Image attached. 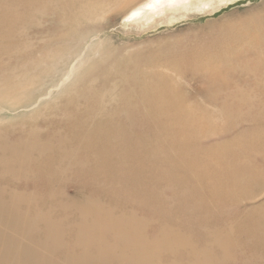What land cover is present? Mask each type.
<instances>
[{"label": "rangeland", "instance_id": "obj_1", "mask_svg": "<svg viewBox=\"0 0 264 264\" xmlns=\"http://www.w3.org/2000/svg\"><path fill=\"white\" fill-rule=\"evenodd\" d=\"M79 1L53 0L50 3L51 5L47 6L48 9L44 11V13L47 11V15L38 23L39 28L31 30L27 34V44L24 46H19L15 49L14 46L18 45L17 42H1L0 59L2 56L4 57L1 59L2 61L0 60V82L7 77L4 72H11L13 68H16L17 70H14L17 72L22 67V64L25 66L32 57H36L38 55V47L43 46L42 42L56 40L66 35L69 29L75 27L79 30V33H93L89 43L98 44L99 47L96 54L101 56V61L96 59L100 64L96 70L108 79V85H112L117 93L113 109H117L119 112L128 110V114L131 112H140L142 114L147 105L145 106L144 101H141L144 98L141 86L157 84L161 81L159 79L162 78L170 79L174 81L171 88L174 86L175 90V88L179 87L176 91V97L179 96V98L185 100L184 105L180 106L186 107L188 104V106L192 107L194 109V119L199 121L201 125H208L210 122L219 124L221 129L218 130H225L223 138L222 140L220 138L214 139L209 137L212 132H208L203 135L205 137L202 140L200 138L193 140L189 136L186 142H182V133L163 129L158 125L160 116H152L153 126L150 133L144 132L137 122L135 126L130 128V133L135 134L138 140L135 148H138L137 155L139 158L135 167H131V163L128 162L132 173L124 176L107 174L94 180L80 169L83 164L85 165L84 162L87 159V166H93L94 164L92 158L87 155V152L80 145L81 140L86 139V135H78L72 132V129H63L60 132L57 131L59 132L58 137L52 144L55 147L67 149L66 155H69V157L65 155L64 159L60 158L59 161L61 163L58 161L57 167L62 169H60V175L53 180V189L41 188V180L37 178L31 179L32 176H28V174L35 171L34 166L30 167V171L26 167L25 163H29L28 157H21L20 155L15 157V154L11 152L5 153V156L0 158L2 163L5 162V164L0 162V175L6 176L4 177L5 179L0 176V264H138L139 260L143 264H148L147 262L151 264L152 261V263L169 264L172 260L173 264H175V261L179 264H236V261L238 262L237 264H241V262L242 264H264V260H262L264 259V244L260 245L256 240L261 234H264V225L260 221L264 213V0H186V3L184 2L181 7L169 8L146 23L140 18L132 19V21H128L125 18L126 14L130 13L135 5L144 0L133 2V4L122 10L117 9L113 12H107L102 17L92 19L91 22L86 20L85 17L82 18L81 10L74 6ZM72 15L77 16V19L73 22L69 21V17L71 18ZM59 19H61V22L66 20L67 24H61ZM89 22L92 24H89ZM100 22L101 25H99ZM93 23L98 24L94 25ZM81 27L83 28L82 30ZM88 27H91L90 30H88ZM50 36L54 37L51 38ZM28 45L31 48L29 50L32 56L27 58L25 57V48H29ZM84 58L85 55L83 53L76 58L77 60L75 59V65L82 63ZM109 65L113 67L111 70ZM25 74L30 75V72L26 71ZM75 87L77 89L74 88L75 91L71 92V95L57 96L56 98L59 97L57 101L65 102L64 100L70 98L71 106L75 104L78 106V102L82 99L85 97L93 98L94 93H97L94 89H92L94 90L93 92H85L80 86L76 85ZM110 87L105 88V92L101 93L108 94ZM60 89L55 92H60ZM124 93L127 96L123 95L124 97H122L121 95ZM108 99L111 98L108 97L106 100ZM39 108L28 111L25 114L26 117L23 115L12 117L9 111L4 112L0 108L2 111H0V127H22L29 117L36 116L41 111L45 112L49 105L40 106ZM107 108L109 107L107 106ZM214 108L217 110H213ZM171 111L178 112L177 105L171 104ZM219 112L223 113L222 117ZM141 121L144 122V119L141 118ZM208 127L206 126L207 129H210ZM258 130L261 132H258ZM192 135L195 136V133ZM250 135H253L254 138H252L253 136L250 137ZM239 136L241 137L239 138ZM20 139L21 137L19 136L9 138L6 140L8 143L5 142L8 145H4L9 147V144H11L16 148ZM228 139L232 140L231 144ZM240 142L242 143L241 146H244L246 150H242L243 147H239ZM12 146L9 148H13ZM70 148H73V151ZM219 154H223L228 161H237L234 163L235 167H240L243 163H251L249 165L252 170L256 169L259 172L260 175L254 172L259 176L260 182L250 190L252 195L250 199L246 198L245 193L238 192L237 186L226 179L228 175L227 168L222 169L214 158L215 155ZM143 156H146L144 159L149 158L147 163L151 162L152 158V163L146 164L142 159ZM4 159L8 160L5 161ZM9 161L14 162L10 163ZM16 161L17 163H15ZM76 161H79V163ZM81 161H83L82 164H80ZM69 163L70 165H75L71 167L70 165L68 166ZM76 164L79 165L76 166ZM146 165L151 171L144 169ZM69 167H71L72 171ZM5 168L9 171L8 174L7 171H4ZM68 169L71 173L68 172ZM63 170L66 174H64ZM25 171L27 174L23 173ZM19 175L21 178L23 175V178L21 179ZM66 175L67 177H65ZM69 176L70 179L72 176L71 180ZM156 177L159 178L158 181ZM18 178L19 180H17ZM5 185L6 187H4ZM172 185H174L173 188H171ZM186 185L188 186V191H186ZM17 186H22V189ZM1 187L3 188L1 189ZM7 187L9 189H6ZM33 188L37 190V193H34L35 190ZM61 188L65 189V192ZM159 190H161V194ZM119 191L121 192L120 195ZM19 192L23 194L21 195ZM54 193L59 194V196ZM66 193L67 196L64 195ZM130 193H132L131 197H129ZM174 193L178 194L176 198H173L175 203L173 200L171 201L175 195ZM166 196H169L170 200ZM53 197L57 198L54 199ZM93 200L99 201L93 202ZM145 202L148 203L146 204ZM153 202L159 206V209L155 207ZM67 203L69 204L67 205ZM141 203L145 205L143 206ZM70 204L73 205L71 206ZM126 204L129 210L126 208ZM87 205L92 208L86 207ZM60 206H63V209L66 210L62 211ZM78 207L80 212H78ZM34 208L35 211L37 210L36 214ZM52 208L54 211L51 213ZM164 208L169 210H164ZM7 210L8 213L10 212L9 214ZM156 210L160 215L155 212ZM39 211L42 212L40 213ZM130 211H132V214ZM168 212L173 215V219ZM162 214H167L168 216H163ZM41 215H45V217H41ZM93 215L94 217H92ZM52 216L53 218L56 217V219H52ZM71 216L73 221H71ZM87 218H91V221ZM75 219L79 220L76 221ZM135 224L137 225L135 226ZM130 226L132 227L130 228ZM230 229L232 233L229 234ZM55 230L56 233L52 234ZM72 230L74 231L73 235ZM183 238L185 240H182ZM148 241L151 243L148 244ZM230 241L231 243H227ZM214 243H220V246ZM51 244L53 245L51 246ZM120 244L122 245L120 246ZM152 244L158 246L157 248L155 247L157 251H152L159 253L153 254L149 249V245L152 246ZM163 244L166 246H163ZM31 245L33 248L30 249ZM142 246H148V248ZM212 246L213 252L211 251ZM18 247L25 251L23 250L22 252ZM222 247L229 248L225 251V248L223 249ZM160 248L163 250L162 252H160ZM137 249H140V251ZM170 249H173V251ZM201 251H204V253ZM207 251L212 255L217 252V255L213 256L214 259L211 256V259L210 253L206 254ZM149 252H152L155 257L152 254H147ZM224 252H227V255L229 254L228 258L232 253L237 257L234 259L235 256L232 254L229 260L225 255V259L222 254ZM192 253H195L197 258ZM142 254L145 255L144 258L148 257L146 262V259L142 258L143 256L141 257ZM150 256L152 257L150 258ZM156 256L159 260L156 259ZM208 257L210 258L207 259ZM232 257L233 260L231 259ZM149 258L152 261H149ZM134 259H137V261H134ZM199 259L202 261L201 263H199ZM219 259L220 262H218Z\"/></svg>", "mask_w": 264, "mask_h": 264}, {"label": "bare ground", "instance_id": "obj_2", "mask_svg": "<svg viewBox=\"0 0 264 264\" xmlns=\"http://www.w3.org/2000/svg\"><path fill=\"white\" fill-rule=\"evenodd\" d=\"M53 0H0V44L1 42H17L18 45L14 46L15 49L16 47L19 46H24L27 44V34L36 28H39V22L42 20L43 17L47 15V11L44 13L45 10H47V6L51 5ZM138 0H80L77 4H74L78 9L81 11V17H85L86 20H91L95 19L97 17H102L104 16L107 12H113L116 11L117 9H124L128 5L133 4V2H136ZM186 0H144L141 1V3H138L135 5V7L130 11V13H127L125 18H127L128 21H132V19H137L140 18V20L147 21L153 19L154 17L164 13V11L168 10L169 8H175V7H181L183 3ZM72 2V1H71ZM186 3V2H185ZM54 4H56L54 2ZM90 6H95V7H90ZM56 8V7H55ZM44 9V10H43ZM54 9V8H53ZM90 9V11H89ZM93 9V10H91ZM177 9V8H176ZM76 12V11H75ZM53 15V14H52ZM77 16L72 15L71 18L69 17V21L73 22L76 20ZM124 17V16H123ZM64 19V18H63ZM99 20V19H98ZM134 21V20H133ZM59 22L61 24H67L66 20L59 19ZM89 24H92L90 23ZM142 22V21H141ZM151 22V21H150ZM95 23V22H94ZM93 23V24H94ZM99 23V22H98ZM96 23V24H98ZM94 24V25H96ZM43 25V23H42ZM101 25V22L100 24ZM91 26V25H90ZM93 26V25H92ZM95 27V26H93ZM61 28V27H60ZM86 28V27H85ZM89 28V27H88ZM91 28V27H90ZM90 28L88 30H90ZM98 28V27H97ZM59 29V28H58ZM80 29V28H79ZM83 28L81 27V30ZM93 29V28H92ZM95 29V28H94ZM99 29V28H98ZM102 29V28H101ZM85 30V29H84ZM58 31V30H57ZM83 32V31H82ZM33 35V34H32ZM39 35V34H38ZM30 36V35H28ZM37 36V35H36ZM45 36V34H44ZM60 36V35H59ZM93 36L92 32H87L85 34L79 33V30L76 29L75 27H72V29H69L68 33L62 37L57 38L56 40H49L48 42H42L43 46L38 47V55L36 57H32L27 65L19 68L17 72H15L13 68V71H7L4 72L7 77H2L4 78V81L0 82V108L4 111L7 112L9 111L12 117L14 116H19L23 115L24 117L25 114L32 110V109H40V106L44 105H49V108H46L45 112L41 111L36 116H31L28 118L27 122L24 124L22 127H17L14 128V126L10 127H0V158L1 156H5V153L11 152L12 154H15V157L17 155L25 156L28 157L29 163H25L26 167L29 168L34 166L35 171L31 172V179L37 178L38 180L42 181L41 188L47 189V188H52L53 189V180L57 178L60 174V168L57 167L58 161L60 158H65V155L67 153V149H62L60 147H55L52 142L57 139L58 133L62 131L63 129L67 130H73L72 132L78 134V135H86V139H82L80 142L81 147L87 152V155L92 158V162L94 163L93 166H87V161H85V165L83 164L80 168L82 171H84V174L88 175L89 177H92L94 180H96L100 176H104L107 174H114V175H119V176H124L127 174L132 173V170L129 169L128 162L131 163V167H135L137 164V160H139L138 155H137V150L138 148H135V145L137 144L138 140L135 137V134L130 133V128L131 126H135L136 122L138 126L146 133H150L152 130L153 126V118L152 116H160V120L158 122V125L162 127L165 130H168L170 132L176 131L180 132L183 135L182 142H186L188 137L191 136L193 140H198L199 138L202 140L203 136L205 133L207 134L208 132H212V135L209 137L212 138H220L222 140L224 131L223 130H218L221 129L219 124L210 122L208 125H201L199 121L194 119V109L190 106L183 107L180 105H184L185 100L182 98L176 97V91L179 89V87L171 88L172 84L174 81L170 79H159L161 80L157 84H148V86L142 85L141 89L144 92V98L141 101H144V105H147V110L146 108L144 109L143 113L141 114L140 112L138 113H133L131 112L128 114V110L125 112H119L117 109H113L114 107V101H115V96H117L114 88L112 85H108V82L103 74L98 73V66L100 65L98 61H101V56L99 54H96L97 48L99 47L97 43L90 44L89 41L91 37ZM32 37V36H31ZM30 37V38H31ZM51 37V36H50ZM49 37V38H50ZM54 37V36H53ZM51 37V38H53ZM95 37V36H94ZM93 37V38H94ZM36 38V37H35ZM47 38V37H45ZM48 38V39H49ZM99 38V37H98ZM32 39V38H31ZM42 40V39H41ZM46 40V39H45ZM32 42V41H31ZM39 42V41H38ZM245 42V41H244ZM41 43V42H40ZM243 43V42H242ZM34 44V43H33ZM38 44V43H37ZM245 44V43H244ZM9 45V44H8ZM36 45V43H35ZM100 45V44H99ZM240 45V43H239ZM37 46V45H36ZM236 46V45H235ZM250 46V45H249ZM29 48H25V57L32 56L31 52L29 49L30 46L28 45ZM239 47V46H238ZM237 47V48H238ZM1 48V47H0ZM24 48V47H23ZM22 48V50H23ZM34 48V47H33ZM20 50V49H19ZM21 50V51H22ZM262 50V49H261ZM19 51V52H21ZM263 51V50H262ZM13 52V51H12ZM18 52V51H17ZM24 52V51H22ZM246 52V51H245ZM84 53L85 58L82 63H79L75 65V59L79 56H81ZM104 53V52H103ZM236 53V52H235ZM96 54V55H95ZM18 55V54H17ZM106 55V54H105ZM236 55V54H235ZM104 57V55H102ZM107 56V55H106ZM4 56H2L3 58ZM83 57V56H82ZM1 58V59H2ZM0 59V60H1ZM98 59V61L96 60ZM77 60V59H76ZM151 60V59H150ZM2 61V60H1ZM8 63V62H7ZM154 63V62H153ZM5 64V63H4ZM113 64V63H112ZM114 65V64H113ZM111 68H113L111 65ZM173 67V66H172ZM197 67V66H196ZM205 67V66H204ZM207 67V66H206ZM200 68V67H199ZM152 69V68H151ZM180 69V68H179ZM198 69V68H197ZM202 69V68H201ZM207 69V68H206ZM213 69V68H211ZM230 69V68H229ZM6 70V68H5ZM17 70V69H16ZM109 70V71H110ZM30 72V75H26L25 72ZM150 71V70H148ZM177 71V70H176ZM181 71V70H180ZM179 72V71H178ZM107 73V72H106ZM153 73V72H152ZM182 73V72H181ZM213 73V72H212ZM196 74V73H195ZM198 74V73H197ZM200 74V73H199ZM181 75V74H180ZM206 75V74H205ZM208 75V74H207ZM87 78H86V77ZM201 77V76H200ZM177 78V77H176ZM2 79V78H1ZM119 79V78H118ZM178 79V78H177ZM180 79V78H179ZM116 80V79H115ZM4 82V83H3ZM179 82V81H178ZM114 83V82H113ZM216 84V83H215ZM248 84V83H247ZM252 84V83H251ZM80 86L81 89H83L85 92H93L94 90L97 93H94L93 98L85 97L82 99L80 102H78V106L72 105L71 106V99L68 98L64 100L65 102H59L57 101L58 98L57 96H65L70 94L71 92L75 91L74 88L77 89L75 86ZM176 85V84H174ZM111 86V87H110ZM214 86V85H213ZM110 87V92L108 94H103L105 91V88ZM215 87V86H214ZM235 87V86H234ZM61 88V89H60ZM57 89H60V92L56 93L55 91ZM94 89V90H92ZM213 89V88H212ZM219 89V88H218ZM129 90V89H128ZM237 90V89H235ZM104 91V92H103ZM130 91V90H129ZM103 92V93H101ZM152 92V93H150ZM216 92V91H215ZM214 92V93H215ZM227 92V91H225ZM212 93V92H211ZM78 96V94H76ZM127 96L126 93L122 94L121 96ZM215 95V94H214ZM221 95V94H220ZM224 95V94H223ZM230 96V95H229ZM68 97V96H67ZM66 97V98H67ZM111 98L106 100L107 98ZM223 97V96H222ZM226 97V96H225ZM80 98V97H79ZM221 98V97H220ZM229 98V97H227ZM46 99V100H44ZM61 99V98H60ZM230 99V98H229ZM201 100V99H200ZM33 101V102H32ZM49 101V104H48ZM55 103H51V102ZM61 101V100H60ZM222 101V99H221ZM32 102V103H30ZM77 102V101H76ZM183 102V103H181ZM171 104L177 105V110L178 112H172L171 111ZM191 104V103H190ZM107 106L109 108H107ZM144 107V106H143ZM211 107V106H210ZM108 109V110H107ZM113 109V110H111ZM214 108L213 110H215ZM217 110V109H216ZM215 110V111H216ZM1 111V110H0ZM221 111V110H220ZM2 112V111H1ZM35 112V111H33ZM24 113V114H23ZM167 113V114H166ZM218 113V112H217ZM220 113V112H219ZM166 114V115H165ZM221 114V113H220ZM223 114V113H222ZM221 114V117H222ZM32 115V113H31ZM196 115V114H195ZM216 115V114H215ZM199 116V115H198ZM218 117V116H217ZM141 118L144 119V122L141 121ZM163 118V119H162ZM178 119V120H177ZM215 119V118H214ZM223 119V118H222ZM203 120V119H202ZM217 120V119H216ZM221 120V119H220ZM227 120V118H226ZM224 121V120H223ZM185 122V123H181ZM179 123V124H178ZM222 123V121H221ZM220 123V124H221ZM224 124V123H223ZM222 125V124H221ZM249 125V124H248ZM247 125V126H248ZM206 126L210 129H207ZM219 127V128H218ZM246 127V126H245ZM253 127V125H252ZM13 128V129H11ZM258 128V126H257ZM260 128V127H259ZM262 129V128H261ZM208 130V131H206ZM264 130V129H263ZM59 131V132H57ZM239 131V130H238ZM260 130H258L259 132ZM53 132V133H51ZM56 132V133H55ZM261 132V131H260ZM264 132V131H263ZM133 133V132H132ZM195 133V136L192 134ZM257 133V132H255ZM205 134V135H206ZM259 134V133H258ZM186 135V136H184ZM244 135V134H243ZM247 135V134H246ZM260 135V134H259ZM263 135V133H262ZM21 137L20 141L18 142V146L14 148L11 144H9V148L5 145L6 140L9 138L13 137ZM148 136V134H146ZM253 136V135H252ZM250 135V137H252ZM61 137V136H60ZM66 138V136H64ZM241 136H239L240 138ZM254 138V136L252 137ZM258 138V137H257ZM230 139V138H229ZM228 139V140H229ZM232 139V138H231ZM245 139V138H244ZM249 139V138H248ZM164 140V139H163ZM162 140V141H163ZM226 140V139H225ZM223 140V141H225ZM234 140V138H233ZM242 140V139H241ZM165 141V140H164ZM216 141H218L216 139ZM227 141V140H226ZM237 141V140H236ZM235 141V142H236ZM245 141V140H244ZM252 141V140H251ZM258 141V140H257ZM210 142V141H209ZM214 142V141H213ZM221 142V141H220ZM232 142V140H229V143ZM238 142V141H237ZM8 143V142H7ZM166 143V142H165ZM218 143V142H216ZM215 143V144H216ZM241 143V142H240ZM253 143V142H252ZM264 143V142H263ZM5 144V145H4ZM14 144V143H13ZM61 144V143H60ZM231 144V143H230ZM239 144V143H237ZM11 145V146H10ZM211 145V143H210ZM222 145V144H221ZM229 145V144H228ZM239 144V147H243L242 150L244 149V146H241ZM244 145V144H243ZM247 145V144H246ZM62 146V145H60ZM169 146V145H168ZM196 146V145H195ZM80 147V146H79ZM208 147H210L208 145ZM220 147V146H219ZM235 147V145H234ZM238 148V147H237ZM236 148V149H237ZM253 148V147H252ZM73 151V148H70ZM69 149V150H70ZM159 149V148H158ZM218 149V148H217ZM250 149V148H249ZM167 150V149H166ZM212 150V149H211ZM251 151V150H250ZM249 151V152H250ZM247 152V151H246ZM254 152V151H252ZM89 153V154H88ZM207 153V152H206ZM251 154V153H250ZM143 155V154H142ZM163 155V154H162ZM255 155V154H254ZM19 156V157H20ZM69 157V155H66ZM204 156V155H203ZM202 156V157H203ZM245 157V156H244ZM63 158V159H64ZM146 156H143L142 159L146 164H151L152 163V158L151 162L147 163L149 161L148 159H144ZM215 160L220 164L221 168H227V173L228 175L226 176L227 180L232 181L236 186L237 190L240 193H245L246 198L250 199L252 195L250 194V190L252 187H255L259 184V179L257 176L260 175L256 169H253L250 167L249 164L251 163H243L240 167H235L234 163L237 161L230 160L223 155H215L214 156ZM258 158V157H257ZM14 159V157H13ZM12 159V160H13ZM66 159H68L66 157ZM259 159V158H258ZM7 161L8 159H4ZM2 160V161H4ZM255 160V159H254ZM62 161V160H61ZM70 162V160H68ZM259 161H261L259 159ZM1 162V160H0ZM10 163H13L9 161ZM22 162V161H21ZM20 162V163H21ZM79 163V161H76ZM214 162V161H213ZM239 162V161H238ZM250 162V161H249ZM8 163V162H7ZM17 163V161L15 162ZM59 163H61L59 161ZM83 161H81L80 164H82ZM90 163V162H89ZM142 163V162H141ZM1 164H5L1 162ZM24 164V165H25ZM64 164V163H63ZM91 164V163H90ZM89 164V165H90ZM238 164V163H237ZM13 165V164H11ZM10 165V166H11ZM16 165V164H15ZM70 163L68 164V166ZM75 165V164H74ZM71 164L70 166H74ZM79 164H76L78 166ZM184 165V164H183ZM7 166V165H6ZM21 166V165H20ZM75 166V167H76ZM148 165L144 167V169L148 170L147 168ZM185 166V165H184ZM203 166V165H202ZM5 167V166H4ZM9 167V166H8ZM61 167V166H60ZM71 167L70 170H71ZM253 167V164H252ZM20 168V167H18ZM152 168V165H151ZM2 169V168H1ZM15 169V168H14ZM13 169V170H14ZM24 169V168H23ZM67 169V168H65ZM165 169V168H164ZM4 170V169H3ZM16 170V169H15ZM28 170V169H27ZM151 171V169H149ZM1 171V170H0ZM4 171H7L5 168ZM3 171V173H4ZM28 171V173H29ZM66 171V170H65ZM72 171V170H71ZM71 171L68 172L71 173ZM77 171V169H76ZM155 171V170H154ZM9 171H7L8 174ZM12 172V171H11ZM64 172V170H63ZM161 172V171H160ZM256 172V173H254ZM23 173H26L23 172ZM156 173V172H155ZM261 173V172H260ZM5 174V173H4ZM6 174V175H7ZM27 174V173H26ZM64 174H66L64 172ZM76 174V173H75ZM149 174V173H147ZM175 174V173H174ZM3 175V174H2ZM10 175V174H9ZM25 175V174H24ZM61 175H63L61 173ZM74 175V174H72ZM177 175V174H176ZM1 176V175H0ZM8 176V175H7ZM16 176V175H14ZM27 176V177H28ZM3 177V176H1ZM6 177V176H4ZM3 177V178H4ZM11 177V176H10ZM18 177V175H17ZM20 177V175H19ZM67 177V175L65 176ZM159 177V176H158ZM180 177V176H179ZM21 178V177H20ZM23 178V175H22ZM21 178V179H22ZM147 178V177H146ZM157 178V177H156ZM5 179V178H4ZM3 179V180H4ZM29 179V178H28ZM70 179V176H69ZM72 179V176H71ZM70 179V180H71ZM159 178L156 180L158 181ZM13 180V178H12ZM19 180V178L17 179ZM25 180V178H24ZM66 180H68L66 178ZM15 181V180H14ZM13 181V184H14ZM104 181V180H103ZM106 181V180H105ZM149 181V180H148ZM20 182H22L20 180ZM19 182V183H20ZM71 182V181H69ZM112 182V181H111ZM144 182V181H143ZM150 182V181H149ZM60 183V182H59ZM58 183V184H59ZM64 183V182H63ZM67 183V182H66ZM65 183V184H66ZM103 183V182H102ZM139 183V182H138ZM170 183V182H169ZM173 183V182H171ZM176 183V182H175ZM174 183V184H175ZM104 184V183H103ZM33 185V184H32ZM99 185V184H97ZM101 185V184H100ZM106 185V183H105ZM119 185V183H118ZM150 185V184H149ZM30 186V184H29ZM37 186V187H39ZM108 186V185H107ZM106 186V187H107ZM127 186V185H126ZM140 186V185H139ZM147 186V185H145ZM174 185L171 186L173 188ZM194 186V185H192ZM6 187V185L4 186ZM14 187V186H13ZM12 187V188H13ZM18 188L22 189V186H17ZM26 187V186H25ZM102 187V186H101ZM109 187V186H108ZM116 187V186H114ZM141 187V186H140ZM155 187V184H154ZM186 191H188V186L186 185ZM3 187H1L2 189ZM103 188V187H102ZM117 188V187H116ZM145 188V187H144ZM153 188V187H152ZM156 188V187H155ZM167 188V187H166ZM176 188V187H174ZM178 188V187H177ZM176 188V189H177ZM6 189H9L8 187ZM16 189V188H15ZM31 189V188H30ZM34 189V188H33ZM63 189V188H61ZM100 189V187H99ZM104 189V188H103ZM106 189V188H105ZM126 189V188H125ZM124 189V190H125ZM157 189V188H156ZM165 189V188H164ZM5 190V188H4ZM3 190V191H4ZM26 190V189H25ZM35 190V189H34ZM60 190V189H59ZM65 189H63V192ZM20 191V190H19ZM27 191V190H26ZM50 191V190H49ZM114 191V190H113ZM118 191V190H116ZM122 191V190H121ZM158 191V190H157ZM160 194H161V190ZM169 191V190H167ZM178 191V190H177ZM182 192V190H180ZM13 192V191H12ZM11 192V194H12ZM14 192H16L14 190ZM30 192V191H29ZM34 192V191H33ZM39 192V191H38ZM62 192V193H63ZM72 192V191H71ZM6 193V191H5ZM21 195L23 194L22 192ZM34 193H37V190H35ZM51 193V192H50ZM107 193V192H106ZM119 191V195H120ZM150 193V192H149ZM155 193V192H154ZM168 193V192H166ZM176 193V192H175ZM174 193V194H175ZM190 193V192H189ZM4 194V193H3ZM42 194V193H41ZM40 194V195H41ZM49 194V193H48ZM55 195L59 196V194L54 193ZM112 194V193H111ZM114 194V193H113ZM6 195V194H4ZM19 195V194H18ZM27 195V193H26ZM46 195V194H45ZM67 196V193L64 194ZM108 195V194H107ZM115 195V194H114ZM126 195V191H125ZM132 193H130L129 197H131ZM172 196V194H170ZM176 195V196H175ZM171 201H174V197L176 198L178 194H175ZM182 195V194H180ZM11 196V195H10ZM17 196V195H16ZM30 196V195H29ZM39 196V195H38ZM48 196V195H47ZM113 196V195H112ZM116 196V195H115ZM122 196V195H121ZM120 196V197H121ZM135 196V195H134ZM160 196V195H159ZM33 197V196H32ZM43 197V195H42ZM62 197V196H60ZM64 197V196H63ZM62 197V198H63ZM145 197V196H144ZM165 197V196H164ZM167 197V196H166ZM169 197V196H168ZM167 197V198H168ZM182 197V196H181ZM263 197V196H262ZM5 198V196H4ZM3 198V199H4ZM15 198V195H14ZM30 198V197H29ZM40 198V197H39ZM47 198V197H46ZM50 198V197H49ZM54 198V197H53ZM52 198V199H53ZM57 198V197H56ZM54 198V199H56ZM90 198V197H89ZM97 198V197H96ZM99 198V197H98ZM135 198V197H133ZM142 198V197H141ZM6 199V198H5ZM21 199V198H19ZM38 199V198H37ZM36 199V200H37ZM138 199V198H137ZM136 199V200H137ZM143 199V198H142ZM169 199V198H168ZM31 200V199H30ZM92 200V199H91ZM95 200V199H94ZM93 202H98L94 201ZM106 200V198H105ZM120 200V198H119ZM157 200V199H156ZM167 200V199H166ZM170 200V199H169ZM168 200V202H170ZM178 200V199H177ZM19 201V200H18ZM32 201V200H31ZM38 201V200H37ZM51 201V200H50ZM133 201V200H132ZM139 201V200H138ZM142 201V200H140ZM139 201V202H140ZM145 201V200H144ZM152 201V200H151ZM257 201V200H256ZM62 202V199H61ZM66 203V201H64ZM63 202V203H64ZM90 202V201H89ZM138 202L139 206L140 203ZM143 202V201H142ZM149 202V201H148ZM148 202H145L146 204ZM155 202V201H154ZM153 202V203H154ZM178 202V201H177ZM210 202V201H209ZM262 202V201H261ZM19 203V202H18ZM21 203V202H20ZM32 203V202H31ZM40 203V202H39ZM38 203V204H39ZM45 203V202H44ZM43 203V204H44ZM52 203V202H50ZM58 203V202H57ZM106 203V202H105ZM156 203V202H155ZM154 203L155 207L159 209V206H157ZM166 203V202H165ZM175 203V201H174ZM24 204V203H23ZM26 204V203H25ZM28 204V203H27ZM35 204V202H33ZM59 204V203H58ZM69 203H67L68 205ZM92 205V203H90ZM107 204V203H106ZM129 204V203H128ZM143 206L145 205L144 203ZM170 204V203H169ZM255 204V203H254ZM17 205V204H16ZM41 205V204H40ZM57 205V204H56ZM62 205V204H61ZM65 205V204H64ZM63 205V206H64ZM71 206L73 204H70ZM95 205V203H94ZM109 205V203H108ZM152 205V204H151ZM150 205V206H151ZM257 205V204H256ZM255 205V206H256ZM30 206V205H28ZM53 206V205H52ZM63 206H60L63 209ZM83 206V205H82ZM87 205L86 207H88ZM124 206V205H122ZM138 206V205H137ZM138 206V207H139ZM153 206V205H152ZM166 206V205H165ZM174 206V204H173ZM187 206V205H186ZM254 206V205H253ZM40 207V206H39ZM54 207V206H53ZM57 207V206H56ZM70 207V206H68ZM84 207V206H83ZM91 207V206H89ZM88 207V208H89ZM95 207V206H94ZM108 208V206H106ZM112 207V206H110ZM114 207V206H113ZM141 207V206H140ZM154 207V206H153ZM189 207V206H188ZM24 208V206H23ZM27 208V207H26ZM31 208V207H30ZM29 208V211H30ZM41 208V207H40ZM43 208V207H42ZM49 208V207H48ZM58 208V207H57ZM76 208V207H75ZM82 208V207H81ZM85 208V207H84ZM92 208V207H91ZM98 208V207H97ZM102 208V207H101ZM127 208V204H126ZM133 208V207H132ZM147 208V207H146ZM162 208V207H161ZM250 208V207H249ZM4 209V208H3ZM18 209V208H17ZM16 209V210H17ZM25 209V208H24ZM38 209V208H37ZM51 209V208H50ZM53 209V208H52ZM60 209V208H59ZM70 209V208H69ZM72 209V208H71ZM79 209V207H78ZM83 209V208H82ZM116 209V208H115ZM118 209V208H117ZM129 210V208H127ZM126 209V211H127ZM153 209V208H152ZM168 209V208H167ZM164 208V210H167ZM190 209V208H189ZM20 210V209H19ZM28 210V208H27ZM43 210V209H42ZM46 210V209H45ZM66 210V209H65ZM64 210V211H65ZM92 210V209H91ZM89 210V211H91ZM94 210V209H93ZM97 210V209H95ZM113 210V209H112ZM120 210V208H119ZM124 210V209H122ZM135 210V209H134ZM149 210V208H148ZM163 210V211H164ZM169 210V209H168ZM35 211V208H34ZM37 211V210H36ZM35 211V214H36ZM54 211V209L51 211V213ZM57 211V210H56ZM68 211V209H67ZM78 211V210H77ZM100 211V210H99ZM98 211V212H99ZM114 211V210H113ZM151 211V210H150ZM161 211V210H160ZM172 211V210H170ZM1 212V211H0ZM40 212V211H39ZM42 212V211H41ZM40 212V213H41ZM80 212V209L79 211ZM83 212V211H82ZM101 212V211H100ZM132 214V211H130ZM138 212V211H137ZM155 212H158L157 210ZM174 212V211H173ZM183 212V211H182ZM187 212V211H186ZM190 212V211H189ZM3 213V211H2ZM8 213V210H7ZM10 213V212H9ZM8 213V214H9ZM56 213V212H55ZM54 213V214H55ZM67 213V212H66ZM70 213V212H69ZM124 213V211H123ZM127 213V212H126ZM129 213V211H128ZM136 213V212H135ZM139 213V212H138ZM137 213V214H138ZM159 213V212H158ZM165 213V211H164ZM170 213V212H168ZM167 213V214H168ZM14 214V213H12ZM10 214V215H12ZM65 214V213H64ZM73 214V213H72ZM101 214V213H100ZM104 214H106L104 212ZM115 214V211H114ZM113 214V215H114ZM157 214V213H156ZM163 216H168V215ZM208 214V213H207ZM46 215V214H45ZM45 215H41L45 217ZM63 215V213H62ZM70 215V214H69ZM86 215V214H85ZM102 215V214H101ZM112 215V216H113ZM119 215V214H116ZM122 215V214H121ZM128 215V214H126ZM125 215V216H126ZM155 215V214H154ZM160 215V213H159ZM171 215V213H170ZM178 215V214H177ZM184 215V214H183ZM182 215V216H183ZM31 216V215H30ZM33 216V215H32ZM36 216V215H35ZM54 216V215H53ZM52 219H56V217ZM56 216V215H55ZM65 216V215H64ZM84 216V214H83ZM104 216V215H102ZM108 216V215H106ZM111 216V215H110ZM130 216V215H128ZM173 215H171L172 218ZM13 217V216H11ZM63 217V216H62ZM85 217V216H84ZM88 217V216H87ZM94 217V215L92 216ZM127 217V216H126ZM176 217V216H174ZM38 218V217H37ZM80 218V217H79ZM131 218V217H129ZM135 218V217H134ZM170 218V216H169ZM7 219V218H6ZM70 219V218H69ZM72 219V216H71ZM88 219V218H87ZM86 219V220H87ZM103 219V218H102ZM124 219V218H123ZM137 219V217H136ZM173 219V218H172ZM175 219V218H174ZM178 219V218H177ZM181 219V218H180ZM9 220V218H8ZM40 220V219H39ZM47 220V219H46ZM60 220V219H59ZM76 220V219H75ZM79 220V219H77ZM76 220V221H77ZM82 220V219H81ZM91 221V218L88 219ZM87 220V221H88ZM179 220V219H178ZM49 221V220H48ZM58 221V220H57ZM73 221V219L71 220ZM131 221V220H130ZM135 221V220H134ZM154 221V220H153ZM188 221V220H187ZM260 221L264 225V213L260 218ZM51 222V221H50ZM54 222V221H53ZM70 220L68 221L69 224ZM89 222V221H88ZM111 222V221H110ZM113 222V220H112ZM129 222V221H128ZM132 222V221H131ZM138 223L137 221H135ZM134 222V223H135ZM39 223V222H38ZM66 223V221H65ZM90 223V222H89ZM115 223V222H113ZM140 223V222H139ZM41 224V223H40ZM127 224V223H126ZM39 225V224H38ZM42 225V224H41ZM53 225V224H52ZM51 225V226H52ZM129 225V224H128ZM132 225V224H130ZM134 225V224H133ZM137 224H135L136 226ZM139 225V224H138ZM233 225V224H232ZM54 226V225H53ZM144 226V225H143ZM132 226H130L131 228ZM148 227V226H147ZM55 228V227H54ZM72 228V227H71ZM129 228V227H125ZM232 228V227H231ZM67 229V228H66ZM75 230V229H74ZM13 231V230H12ZM16 231V230H14ZM47 231V230H46ZM70 231V230H69ZM112 231V230H111ZM115 231V230H114ZM121 231V230H120ZM135 231V230H132ZM144 231V230H143ZM67 232V231H66ZM76 232V230H75ZM141 232V231H140ZM5 233V232H4ZM8 233V232H6ZM56 230L52 232V234H55ZM74 231L72 230V235ZM122 233V232H121ZM134 233V232H132ZM232 233L231 229L229 234ZM99 234V233H98ZM124 234V233H123ZM122 234V236H123ZM136 234V233H135ZM218 234V233H217ZM72 235H70L72 237ZM112 235V234H111ZM133 235V234H130ZM143 235V234H142ZM1 236V235H0ZM49 236V235H48ZM47 236V238H48ZM69 236V237H70ZM111 237V236H110ZM109 237V238H110ZM144 237V236H143ZM228 237V236H227ZM125 238V237H124ZM134 238V237H133ZM140 238V237H139ZM220 238V237H219ZM28 239V238H27ZM75 239V237H74ZM73 239V241H75ZM108 239V237H107ZM112 239V238H110ZM151 239V238H149ZM32 240V239H31ZM68 240V239H67ZM99 240V239H98ZM130 240V239H129ZM136 240V239H135ZM138 240V239H137ZM166 240V239H165ZM182 240H185L183 238ZM181 240V241H182ZM187 240V239H186ZM251 240V239H250ZM257 242L260 245L264 244V234H261L258 238H256ZM72 241V242H73ZM113 241V240H112ZM127 241V239H126ZM156 241V240H155ZM167 241V240H166ZM27 242V241H26ZM46 242V241H45ZM50 242V241H49ZM48 242V243H49ZM71 242V241H70ZM100 242V241H99ZM110 242V241H109ZM137 242V241H136ZM143 242V241H142ZM149 242V241H148ZM158 242V241H157ZM210 242V241H209ZM29 243V242H28ZM36 243V242H35ZM52 243V242H51ZM102 243V242H101ZM105 243V242H104ZM138 243V242H137ZM141 243V242H140ZM149 242L148 244H150ZM153 243V242H152ZM163 243V242H162ZM165 243V242H164ZM169 243V242H168ZM227 243H231L227 242ZM237 243V242H236ZM26 244V243H25ZM161 244V243H160ZM183 244V242H182ZM186 244V243H185ZM206 244V243H205ZM211 244V243H210ZM215 244V243H214ZM220 246V243H217ZM215 244V245H217ZM234 244V242H233ZM27 245V244H26ZM25 245V246H26ZM33 245V244H32ZM31 245V246H32ZM49 245V244H48ZM53 244H51L52 246ZM72 245V244H71ZM96 245V244H95ZM122 244H120L121 246ZM144 245V244H143ZM147 245V244H146ZM145 245V246H146ZM181 245V244H180ZM178 245V246H180ZM184 245V244H183ZM212 245V244H211ZM231 245V244H230ZM36 246V245H35ZM141 246V245H140ZM149 245V249L156 250L155 247L157 248L158 246H155L152 244ZM154 246V248H152ZM163 246H166L163 244ZM169 246V245H168ZM172 246V245H171ZM182 246V245H181ZM218 246V245H217ZM39 247V246H37ZM103 247V246H102ZM133 247V246H132ZM144 247V246H142ZM173 247V246H172ZM184 247V246H183ZM211 247V246H210ZM19 248V247H18ZM26 248V247H24ZM33 248L30 247V249ZM36 248V247H35ZM125 249V247H123ZM140 248V247H139ZM144 248H148L144 247ZM177 248V247H176ZM180 248V247H179ZM187 248V247H186ZM192 248V247H191ZM190 248V249H191ZM223 248V247H222ZM221 248V249H222ZM225 248V247H224ZM223 248V249H224ZM229 247H227L228 249ZM236 248V247H235ZM20 249V248H19ZM28 249V248H27ZM69 249V248H68ZM81 249V248H79ZM135 249V248H134ZM148 249V250H149ZM161 249V248H160ZM164 249V248H163ZM201 249V248H200ZM205 249V247H204ZM218 249V247H217ZM220 249V248H219ZM222 249V251H223ZM225 248V251H227ZM21 250V249H20ZM24 249L21 251L23 252ZM37 250V249H36ZM93 250V248H92ZM121 250V249H120ZM138 250V249H137ZM149 250V251H150ZM173 251V249H170ZM185 250V248H184ZM240 250V249H239ZM25 251V250H24ZM81 251V250H79ZM119 251V250H118ZM124 251V250H123ZM128 251V250H127ZM126 251V252H127ZM140 251V249L138 250ZM147 252V250L145 249ZM153 252L154 253H159V252ZM159 251V248H158ZM163 250L161 249L160 252ZM188 251V250H187ZM186 251V252H187ZM191 251V250H190ZM198 251V250H197ZM213 252V246L212 250ZM231 251V250H230ZM230 251H228L230 253ZM236 251V250H235ZM30 252V251H29ZM33 252V251H32ZM143 252V251H142ZM145 252V253H146ZM152 252L147 253V254H152ZM195 252V251H194ZM202 252V251H201ZM34 253V252H33ZM118 253V252H117ZM124 253V252H123ZM166 253V252H165ZM199 253V252H198ZM204 253V251L202 252ZM210 253V252H206ZM226 253V254H225ZM232 253V252H231ZM127 254V253H126ZM139 254V253H138ZM146 254V255H147ZM152 254V255H153ZM171 254V253H170ZM190 254V253H188ZM195 254V253H192ZM191 254V256H193ZM224 258L225 255L228 258L227 252L222 253ZM221 254V255H222ZM234 255V253H232ZM231 254V255H232ZM26 255V254H25ZM24 255V256H25ZM29 255V254H28ZM65 255V254H64ZM130 255V254H129ZM160 255V254H159ZM209 255V254H208ZM217 255V252L216 254ZM210 253V257L214 256ZM230 255V257H231ZM251 255V254H250ZM260 255V253H259ZM143 256V257H142ZM149 256V255H148ZM155 257V255H153ZM158 256V255H157ZM156 256V257H157ZM162 256V255H161ZM187 256V255H186ZM198 256V254H197ZM201 256V253H200ZM235 256V255H234ZM233 256V257H234ZM39 257V256H38ZM135 257V256H134ZM142 258L145 257V255H141ZM152 256H150L151 258ZM173 257V256H172ZM196 257V254H195ZM208 257L207 259H209ZM211 257V259H212ZM213 257V259H214ZM230 257L228 258L230 260ZM233 257L231 258L233 260ZM237 256L234 257V259ZM72 258V256H71ZM140 258V257H139ZM141 258V259H142ZM149 258V259H150ZM197 258V257H196ZM195 258V260H197ZM203 258V257H202ZM205 258V257H204ZM219 258V257H218ZM217 258V259H218ZM225 258V259H226ZM253 258V257H252ZM145 262L147 261L148 257L146 256ZM157 260L158 257L156 258ZM172 259V258H171ZM188 259V258H187ZM207 259H205L207 261ZM210 259V261H211ZM216 259V258H215ZM221 259V258H220ZM220 259L218 262H220ZM224 259V260H225ZM240 259V258H239ZM260 259V258H259ZM38 260V259H37ZM45 260V259H43ZM129 260V259H128ZM131 260V259H130ZM161 260V259H160ZM200 260V259H199ZM228 260V261H229ZM237 260V259H236ZM261 260V259H260ZM264 260V259H262ZM261 260V261H262ZM14 261V260H13ZM134 261H137V259ZM143 261V260H141ZM149 261H152L151 259ZM175 261V260H174ZM204 261V260H203ZM209 261V260H208ZM209 261V263H210ZM235 261V260H234ZM256 261V259H255ZM259 261V260H258ZM138 264H143L141 263L140 260L138 261ZM153 262V261H152ZM151 264H158V263H152ZM159 262V261H158ZM172 261L169 262L172 263ZM202 261L200 260L199 263ZM216 262V260H215ZM225 262V261H224ZM263 262V261H262ZM135 263V262H134ZM150 264L149 262H147ZM175 264L178 263L177 261L174 262ZM193 263V262H191ZM206 263V262H205ZM226 263V262H225ZM238 262L236 261V264ZM244 263V261H243ZM250 263V262H249ZM124 264V263H123ZM132 264V263H131ZM173 264V263H172ZM179 264V263H178ZM181 264V263H180ZM207 264V263H206ZM211 264V263H210ZM217 264V263H216ZM220 264V263H218ZM242 264V262H241ZM246 264V263H245Z\"/></svg>", "mask_w": 264, "mask_h": 264}]
</instances>
